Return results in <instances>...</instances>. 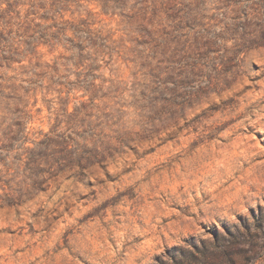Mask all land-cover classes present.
<instances>
[{
	"label": "rangeland",
	"instance_id": "obj_1",
	"mask_svg": "<svg viewBox=\"0 0 264 264\" xmlns=\"http://www.w3.org/2000/svg\"><path fill=\"white\" fill-rule=\"evenodd\" d=\"M61 8L101 54L0 60V264H264V0Z\"/></svg>",
	"mask_w": 264,
	"mask_h": 264
},
{
	"label": "trees",
	"instance_id": "obj_2",
	"mask_svg": "<svg viewBox=\"0 0 264 264\" xmlns=\"http://www.w3.org/2000/svg\"><path fill=\"white\" fill-rule=\"evenodd\" d=\"M6 1L8 6L6 10L2 7L3 3H0V28L2 26H8L11 29L8 31L7 35L4 33L5 28H3L2 31L0 29V60L21 63L22 60L18 58L21 55L19 46L23 43L28 47H33L35 49H38L40 45H69V50L72 51L76 49L78 53L77 57L83 59L86 49L94 50L96 47V41L102 38L99 33H95L88 28L90 24L86 21H81L76 24L69 20H64L65 15L61 14V5L64 0H49L51 1L49 3L51 7L50 11L54 13L53 17L55 18H49L48 16L42 15L40 18L41 22H48L50 19L55 20L57 15H60L61 19L60 23H56L55 21L49 26H43L42 23L36 22L37 18L35 16V10L37 6L35 4H29L31 7L26 11L24 22L14 21V17H11V15L15 13L16 18L21 19L22 10L18 9L20 6L23 8V5L26 4L17 0L14 3L9 2L8 0ZM46 2L47 0H45L44 5H46ZM41 8L45 9V6ZM58 9H60V11ZM55 13H57V15ZM14 27H17V29L15 30ZM70 35L73 37H70ZM94 51L95 54H101L100 51ZM90 89H92V86L91 88L86 89V92L90 93ZM61 145L63 146V151L70 156L71 149L69 143L66 140H63ZM80 158V165H84V161L91 159L82 156Z\"/></svg>",
	"mask_w": 264,
	"mask_h": 264
}]
</instances>
